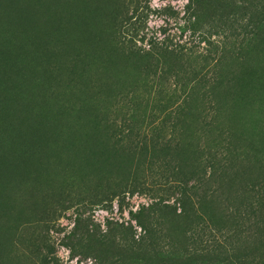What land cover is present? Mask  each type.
<instances>
[{"label":"rangeland","instance_id":"obj_1","mask_svg":"<svg viewBox=\"0 0 264 264\" xmlns=\"http://www.w3.org/2000/svg\"><path fill=\"white\" fill-rule=\"evenodd\" d=\"M0 264H264V0H0Z\"/></svg>","mask_w":264,"mask_h":264},{"label":"trees","instance_id":"obj_2","mask_svg":"<svg viewBox=\"0 0 264 264\" xmlns=\"http://www.w3.org/2000/svg\"><path fill=\"white\" fill-rule=\"evenodd\" d=\"M191 1H193V2H196L197 1L198 2L199 0H191Z\"/></svg>","mask_w":264,"mask_h":264}]
</instances>
